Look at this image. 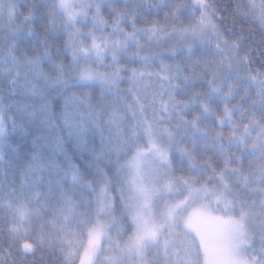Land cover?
Returning <instances> with one entry per match:
<instances>
[{"label":"snow or ice","instance_id":"6c2138e0","mask_svg":"<svg viewBox=\"0 0 264 264\" xmlns=\"http://www.w3.org/2000/svg\"><path fill=\"white\" fill-rule=\"evenodd\" d=\"M0 264H264V0H0Z\"/></svg>","mask_w":264,"mask_h":264}]
</instances>
